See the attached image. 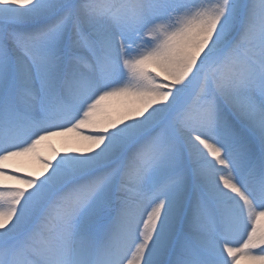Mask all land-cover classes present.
Segmentation results:
<instances>
[{
	"label": "snow or ice",
	"instance_id": "6c2138e0",
	"mask_svg": "<svg viewBox=\"0 0 264 264\" xmlns=\"http://www.w3.org/2000/svg\"><path fill=\"white\" fill-rule=\"evenodd\" d=\"M0 264H264V0H0Z\"/></svg>",
	"mask_w": 264,
	"mask_h": 264
},
{
	"label": "bare ground",
	"instance_id": "6f19581e",
	"mask_svg": "<svg viewBox=\"0 0 264 264\" xmlns=\"http://www.w3.org/2000/svg\"><path fill=\"white\" fill-rule=\"evenodd\" d=\"M117 103V102H112ZM46 145L50 146L48 150L45 151V155H50L51 149H54L56 152L64 153L66 145L64 143V138L54 137L51 140L46 142ZM34 170L38 169V165H33Z\"/></svg>",
	"mask_w": 264,
	"mask_h": 264
}]
</instances>
